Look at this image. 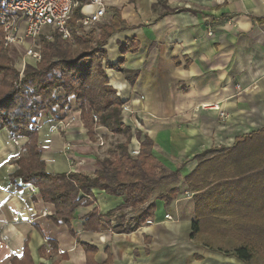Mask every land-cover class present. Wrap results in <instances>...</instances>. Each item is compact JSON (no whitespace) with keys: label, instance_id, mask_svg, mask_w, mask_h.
I'll list each match as a JSON object with an SVG mask.
<instances>
[{"label":"crops","instance_id":"crops-1","mask_svg":"<svg viewBox=\"0 0 264 264\" xmlns=\"http://www.w3.org/2000/svg\"><path fill=\"white\" fill-rule=\"evenodd\" d=\"M107 1L106 16L92 32L99 37L104 27L118 22L103 47L109 85L137 112L139 130L153 142V156L177 176L161 181L138 212H120L122 198L95 190L94 203L76 210L72 235L67 225L48 219L55 207L43 202L38 189L20 179L11 182L18 166L12 164V138L4 129L0 131V264L21 259L26 243L34 264H87L83 244L96 250V264H247L233 251L227 254L217 245L206 247L199 238H191L195 192L185 178L200 160L211 157L204 154L229 148L237 138L264 128V0ZM130 43L134 47L123 54L121 47ZM120 62V70L106 69V64ZM70 102L82 127L76 102ZM69 108L45 111L34 126L49 174L72 172L67 146L77 158H84L85 168H93L91 163L101 157L97 141L77 123L64 135L52 130V121ZM221 112L229 118L222 119ZM123 115L128 119V112ZM99 168L84 173L94 174ZM175 188L177 196L165 205L160 197ZM153 203L154 217L139 229L115 231L129 229L132 219ZM95 209L107 230H85ZM47 241L56 244L57 254Z\"/></svg>","mask_w":264,"mask_h":264},{"label":"trees","instance_id":"trees-1","mask_svg":"<svg viewBox=\"0 0 264 264\" xmlns=\"http://www.w3.org/2000/svg\"><path fill=\"white\" fill-rule=\"evenodd\" d=\"M81 17L80 8H75L69 21L73 28L71 39H63L58 33H53L51 39L41 37V62L28 65L21 79L11 66L8 51L0 50V131L8 130L12 139H27L21 150H26L28 157L16 161L18 169L11 182L20 179L22 184L38 189L43 202L55 207V214L48 219L56 225H67L72 235L71 222L76 210L94 203L95 190L122 198L120 212L129 209L138 212L151 201L161 181L177 176V172L168 173L153 156L152 140L139 129L133 133L123 122L124 103L109 85L103 64L107 59L103 47L119 27L118 22L111 28L104 27L99 37L94 32L77 36L74 27ZM134 44L122 46L121 52L130 51ZM120 64H106V69L120 70ZM58 91L65 96L55 98ZM71 98L75 99L83 127L93 142L98 140L96 128L100 126L114 136L126 137L117 144L115 156L99 161L100 168L94 174H49L42 160L38 131L33 128L35 120L45 110L54 113L58 107L65 111ZM133 137L140 143L138 156L129 150ZM204 155L211 157L200 160L185 178L195 192L196 220L191 238H199L206 247L217 245L227 254L233 251L247 264H264V128L237 138L229 148ZM177 192V188L172 189L160 200L168 205ZM155 212L153 203L132 219L129 229L119 227L115 231H136ZM107 226L95 209L88 217L85 230L99 232L107 230ZM47 245L53 253H58L54 242L47 241ZM83 247L87 264H96L93 261L96 250L86 244ZM45 252L46 248L42 253ZM12 264H34L27 243L23 257L14 258Z\"/></svg>","mask_w":264,"mask_h":264},{"label":"built area","instance_id":"built-area-1","mask_svg":"<svg viewBox=\"0 0 264 264\" xmlns=\"http://www.w3.org/2000/svg\"><path fill=\"white\" fill-rule=\"evenodd\" d=\"M0 3L3 6L0 11V50L11 52L15 48L19 51L21 55L17 69L21 78L28 65L41 62V37L51 39L53 33H58L63 39H71L69 21L75 8H80L82 16L78 21V34L89 35L105 18L108 7L107 0H0ZM122 110L129 113L126 120L130 122L137 115L126 104ZM220 117L224 120L229 118L224 112L220 113ZM103 129L101 126L96 128L98 147L104 146ZM135 131L132 130L133 133ZM65 150L69 152V158L74 160L71 146ZM139 150L140 145L134 148L133 153L138 155ZM72 172L79 173L78 170Z\"/></svg>","mask_w":264,"mask_h":264},{"label":"rangeland","instance_id":"rangeland-1","mask_svg":"<svg viewBox=\"0 0 264 264\" xmlns=\"http://www.w3.org/2000/svg\"><path fill=\"white\" fill-rule=\"evenodd\" d=\"M71 30L73 29L72 27H70ZM74 31L76 33L77 36H87V35H79L78 31H79V25H78V22L75 23V27H74ZM72 38V37H71ZM40 43H41V39H40ZM42 44V43H41ZM20 53L17 49H12L11 52L8 51V57H9V60H10V63H11V66H13L17 71H18V64H19V59H20ZM19 73V71H18ZM19 79H21L20 77V73H19ZM62 96H65L64 93L62 92H56L54 94V97L55 98H58V97H62ZM72 100H75L74 98H71ZM71 102H69V106L70 108L68 109V111H66V114H60L59 118L55 121H52L54 122V126L52 128V130L54 131H58V132H61V134H65L68 130L70 129H76L77 127L75 126V124L77 123L79 128L82 130V127H83V124H82V127L80 125V121L78 120V118H74L73 116L75 115V112L72 111V104H70ZM47 111V110H45ZM45 111H42L41 114H40V118L41 116L43 115V113ZM80 112V111H79ZM127 112V111H126ZM123 113L122 112V116H123ZM80 117V116H79ZM76 121V122H75ZM132 121L134 123L133 127L130 126V128H132V130H137L139 129V124L137 122V120L133 117L132 118ZM123 122L124 124H126V126H128V124L130 123H126V120L123 119ZM37 123V119L35 120V124ZM82 123V122H81ZM35 124L33 125V128H35ZM84 129V132L86 133V129L83 127ZM101 132L104 134V137H103V141H104V146L102 147H99V151H100V154H101V157L99 158V161L101 160H104L106 158H109V157H113L115 156L117 153H118V150L116 149V146L118 143L120 142H124L126 140V137H124V135H119V136H114L108 129L104 128L103 130H101ZM88 134V133H87ZM27 139L26 138H19V139H12L11 140V144H12V148H13V161H12V164L14 166H16L15 162L16 160H18L19 158H24L26 159L28 157V152L26 150L22 151V147L23 145L26 143ZM138 145L136 143V138H132V141H131V144L129 146V150L131 152V154L133 156H138V155H135L133 153V150L134 148H136ZM66 155L68 156L69 158V155L66 151ZM73 156L75 157L74 160H71L69 158V161H70V165H71V170L74 171V170H78L80 171V173H91L92 169H94V167L98 168L99 167V161L97 159V161L95 163H91L92 165L94 164L95 166H91L90 167H93V168H85L84 165L86 164V162H84V158H77L75 156V154H73ZM92 159V158H90ZM89 170V171H88ZM158 173V174H157ZM157 176H161V174L159 172H156ZM165 183L163 182V185ZM159 188V185L157 186ZM161 187V185H160ZM157 189V188H156Z\"/></svg>","mask_w":264,"mask_h":264}]
</instances>
